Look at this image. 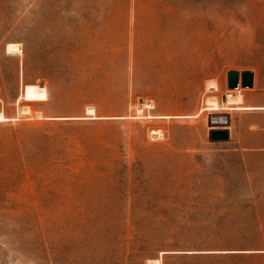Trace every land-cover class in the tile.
<instances>
[{"label": "rangeland", "instance_id": "374dc122", "mask_svg": "<svg viewBox=\"0 0 264 264\" xmlns=\"http://www.w3.org/2000/svg\"><path fill=\"white\" fill-rule=\"evenodd\" d=\"M233 70L264 105V0H0V264H264Z\"/></svg>", "mask_w": 264, "mask_h": 264}, {"label": "crops", "instance_id": "0c3cea01", "mask_svg": "<svg viewBox=\"0 0 264 264\" xmlns=\"http://www.w3.org/2000/svg\"><path fill=\"white\" fill-rule=\"evenodd\" d=\"M226 81L228 87V75ZM243 89L246 90L242 93L243 102L240 106L224 109L227 110L226 114L230 117V126L228 129L230 138L228 141L219 143L226 145L225 148L231 152L239 154L245 162L248 156L264 154V141L256 140L254 142L250 140L249 137L252 133L253 126L247 122L249 114L254 110H261L257 109V107H264V105H261V103L257 102L254 98L255 93L258 92L255 75L254 86Z\"/></svg>", "mask_w": 264, "mask_h": 264}, {"label": "water", "instance_id": "95a60500", "mask_svg": "<svg viewBox=\"0 0 264 264\" xmlns=\"http://www.w3.org/2000/svg\"><path fill=\"white\" fill-rule=\"evenodd\" d=\"M250 88L254 86V72L245 70L239 72L236 70L228 72V89L236 90L239 87ZM223 101H226L224 96ZM210 127H229L230 117L228 114L211 115L209 119ZM230 138L228 129H213L210 131V140L212 142H224Z\"/></svg>", "mask_w": 264, "mask_h": 264}, {"label": "bare ground", "instance_id": "6f19581e", "mask_svg": "<svg viewBox=\"0 0 264 264\" xmlns=\"http://www.w3.org/2000/svg\"><path fill=\"white\" fill-rule=\"evenodd\" d=\"M230 90V89H229ZM241 96L240 95H236L235 93H230L226 96V101L224 102V104H238L240 103L242 100H241ZM211 101L212 103V106H214L215 108L219 107V104L217 102V99H212V100H209V102ZM145 105L144 106H148L149 104L148 103H144ZM212 107V108H214ZM218 109V108H217ZM93 112V111H92ZM4 117H2L0 115V120H2ZM28 119V118H26ZM211 129H229V127H211ZM152 262V261H151ZM154 262V261H153ZM155 264H161V260L160 259H157L155 260L154 262ZM153 264V263H151Z\"/></svg>", "mask_w": 264, "mask_h": 264}, {"label": "built area", "instance_id": "2783aa9c", "mask_svg": "<svg viewBox=\"0 0 264 264\" xmlns=\"http://www.w3.org/2000/svg\"><path fill=\"white\" fill-rule=\"evenodd\" d=\"M239 89V88H238ZM238 89H236V90H238Z\"/></svg>", "mask_w": 264, "mask_h": 264}]
</instances>
